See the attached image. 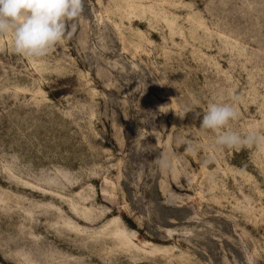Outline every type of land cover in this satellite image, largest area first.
Returning <instances> with one entry per match:
<instances>
[{
    "label": "rangeland",
    "instance_id": "374dc122",
    "mask_svg": "<svg viewBox=\"0 0 264 264\" xmlns=\"http://www.w3.org/2000/svg\"><path fill=\"white\" fill-rule=\"evenodd\" d=\"M75 23L43 59L0 38V264H264V147L200 127L217 100L264 132V0H84Z\"/></svg>",
    "mask_w": 264,
    "mask_h": 264
},
{
    "label": "clouds",
    "instance_id": "9594fccd",
    "mask_svg": "<svg viewBox=\"0 0 264 264\" xmlns=\"http://www.w3.org/2000/svg\"><path fill=\"white\" fill-rule=\"evenodd\" d=\"M84 11V0H0V38L10 36L14 53L43 59L76 30L75 21ZM199 115V114H198ZM238 118L234 103L211 100L203 113L201 129L214 135V144L223 150L264 147V132L249 130L241 134L230 128ZM185 151H193L192 145ZM159 166L170 168L161 159Z\"/></svg>",
    "mask_w": 264,
    "mask_h": 264
}]
</instances>
